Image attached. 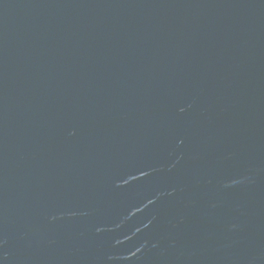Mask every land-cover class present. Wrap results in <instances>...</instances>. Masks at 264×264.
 I'll return each mask as SVG.
<instances>
[{
    "label": "water",
    "instance_id": "1",
    "mask_svg": "<svg viewBox=\"0 0 264 264\" xmlns=\"http://www.w3.org/2000/svg\"><path fill=\"white\" fill-rule=\"evenodd\" d=\"M0 264H264V0H0Z\"/></svg>",
    "mask_w": 264,
    "mask_h": 264
}]
</instances>
